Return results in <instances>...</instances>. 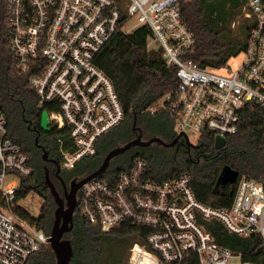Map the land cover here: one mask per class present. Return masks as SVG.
<instances>
[{
	"label": "built area",
	"instance_id": "obj_1",
	"mask_svg": "<svg viewBox=\"0 0 264 264\" xmlns=\"http://www.w3.org/2000/svg\"><path fill=\"white\" fill-rule=\"evenodd\" d=\"M7 14L9 48L20 72H34L29 84L39 108L49 113L63 169L94 156L100 140L124 121L115 84L96 61L117 32H131L125 27L132 18L151 30L147 48L162 49L177 69L178 84L161 103L177 134L193 144L209 134L227 140L240 131L246 107H264V0H243L250 23L245 57L229 73L228 63L202 68L186 57L196 35L180 0H7ZM33 171L0 105V264H27L50 245L51 232L35 223L40 214L19 198ZM237 181L231 206L216 208L197 199L188 172L160 180L139 157L82 185L76 213L103 232L131 226L136 239L116 244L108 264H228L232 258L260 264L220 245L204 224L217 220L241 237L264 238V184L248 177Z\"/></svg>",
	"mask_w": 264,
	"mask_h": 264
},
{
	"label": "trees",
	"instance_id": "obj_2",
	"mask_svg": "<svg viewBox=\"0 0 264 264\" xmlns=\"http://www.w3.org/2000/svg\"><path fill=\"white\" fill-rule=\"evenodd\" d=\"M180 3L184 20L196 35L195 46L186 56L188 59L202 68L220 69L245 50L249 20L244 18L237 29L233 27L242 13L243 0H180ZM150 36L151 30L146 25L128 33L119 31L98 56L96 63L114 82L125 118L100 140L94 156L77 164L74 173H86V176L94 172L109 151L133 140L137 135L135 121L146 139L160 137L172 142L177 136L173 121L161 107L163 97L178 84L177 69L167 64L162 49L147 48ZM33 73H22L18 68L9 48L7 0H0V105L7 116L10 135L30 154L34 167L32 175L23 180L19 198H27L32 191L43 198L40 216L35 223L39 229L50 233L56 204L44 183L43 154L59 156L56 133L41 128L44 110L39 108L29 84ZM152 106L157 107L154 114L149 111ZM263 118L264 107H246L240 131L229 136L221 149H216L212 134L194 146L185 139H180L172 147L159 144L135 146L116 156L109 169L120 171L142 157L147 159L151 174L160 180L188 172L199 201L227 209L233 203L238 181L235 184L220 182L224 166L239 171L237 180L248 177L264 184ZM37 143L44 145V152ZM20 214L29 216L23 211ZM204 224L220 245L241 252L244 261L264 264V238L259 233L241 237L217 220H208ZM130 230L131 226L124 224L103 232L76 213L73 228L66 233L73 245L70 264H108L116 244L136 239ZM27 264H56L50 245L41 248Z\"/></svg>",
	"mask_w": 264,
	"mask_h": 264
},
{
	"label": "water",
	"instance_id": "obj_3",
	"mask_svg": "<svg viewBox=\"0 0 264 264\" xmlns=\"http://www.w3.org/2000/svg\"><path fill=\"white\" fill-rule=\"evenodd\" d=\"M50 118L48 111H43L41 116V128L44 131H50ZM134 130L139 131V135L129 141L128 143L118 146L107 153L104 157L101 166L94 172L86 175L79 181H73L71 189L66 192L65 197L61 196L60 192L57 190L54 183L49 177L48 168L46 171V183L50 188V192L54 197L56 208L54 210V222L51 229L49 243L50 247L55 255L56 264H70L73 257V245L72 241L66 237V233L71 231L74 225V217L76 215L77 206V192L89 180L103 174L110 166L111 161L114 157L124 153L135 146L148 147L152 144H159L163 146L172 147L179 142L182 137H185L186 142L191 146L193 144L188 136L184 133H179L172 142H166L160 137H153L149 140H143L142 132L140 128L136 126V121L134 123ZM227 140L225 137L217 136L215 140L216 149H221L225 146ZM45 160L48 159V153L43 154ZM60 170V167L58 168ZM239 176V171L232 168L229 165L224 166L222 175L220 178L221 183L235 184Z\"/></svg>",
	"mask_w": 264,
	"mask_h": 264
},
{
	"label": "flooded vegetation",
	"instance_id": "obj_4",
	"mask_svg": "<svg viewBox=\"0 0 264 264\" xmlns=\"http://www.w3.org/2000/svg\"><path fill=\"white\" fill-rule=\"evenodd\" d=\"M50 126V125H49ZM51 128V126H50ZM44 131V130H43ZM137 131V130H136ZM45 132H53L52 128L50 131H45ZM139 135L138 131H137V135L134 137V139ZM143 140H149L146 139L143 135ZM38 144V143H37ZM153 145V144H152ZM37 146H39V148L44 152L45 148H43L44 145L42 144H38ZM151 146V145H150ZM143 147V146H142ZM131 149V148H130ZM128 151V150H127ZM126 152V151H125ZM45 153V152H44ZM59 156V154H58ZM115 158V157H114ZM113 158V159H114ZM112 159V160H113ZM44 172H45V185L48 186V184L46 183V171L45 169L48 168L49 171V177L51 179V181L54 183V185L56 186L57 190L60 192L61 196L65 197V194L67 191H69L71 189V185L73 183V181H79L82 178H84L86 173H81V174H76L74 173V168L73 169H63L61 167V160H60V156L59 157H50L48 155V159L45 160L44 159ZM112 162V161H111ZM60 167V170H58V168ZM49 187V186H48ZM50 190V188H49ZM54 198V197H53Z\"/></svg>",
	"mask_w": 264,
	"mask_h": 264
},
{
	"label": "rangeland",
	"instance_id": "obj_5",
	"mask_svg": "<svg viewBox=\"0 0 264 264\" xmlns=\"http://www.w3.org/2000/svg\"><path fill=\"white\" fill-rule=\"evenodd\" d=\"M243 19L244 17L242 9V13L237 17V20L234 22L233 27L237 29L238 25L242 22ZM137 26H139L138 21L136 20V18H132L131 20H129L125 28L132 31L137 28ZM244 57V54L241 53L238 56L231 58L228 61L225 73H229L230 71L235 70L242 63ZM22 204L32 212L34 211L38 216L40 214V209L43 205V198L37 192L32 191L27 196V198L22 200ZM228 264H242V260L240 258H232L230 259Z\"/></svg>",
	"mask_w": 264,
	"mask_h": 264
}]
</instances>
